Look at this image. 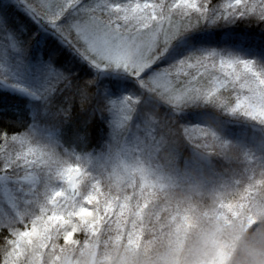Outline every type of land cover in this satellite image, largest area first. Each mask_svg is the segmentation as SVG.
Masks as SVG:
<instances>
[{
	"label": "snow or ice",
	"instance_id": "obj_1",
	"mask_svg": "<svg viewBox=\"0 0 264 264\" xmlns=\"http://www.w3.org/2000/svg\"><path fill=\"white\" fill-rule=\"evenodd\" d=\"M245 16L264 24V0H0V58L34 57L38 81L11 82L0 62V82L32 102L29 125L0 128V264H139V235L123 243L126 204L81 163L91 153L64 146L62 129L70 146L87 145L90 120L74 121L77 101L83 107L93 90L115 96L124 78L171 92L184 77L186 90L170 99L215 97L264 123V67L203 47L213 38L194 31ZM237 85L251 95L233 98ZM221 207L213 231L187 247L178 237L162 264H264V196Z\"/></svg>",
	"mask_w": 264,
	"mask_h": 264
},
{
	"label": "trees",
	"instance_id": "obj_2",
	"mask_svg": "<svg viewBox=\"0 0 264 264\" xmlns=\"http://www.w3.org/2000/svg\"><path fill=\"white\" fill-rule=\"evenodd\" d=\"M222 2L212 0L217 7ZM190 19L194 24L197 17L193 15ZM194 31L213 38L203 47L255 60L258 67H264V24L254 18L230 17L229 22L220 20L215 24L201 21ZM24 39L28 41L29 34ZM32 47L35 48V41ZM12 60L19 65L28 84L36 86L35 58L30 56L21 61L13 54ZM86 74L87 69L82 78ZM186 84L181 77L168 92L156 86L141 89L131 78H124L123 86L115 93L126 104V118L119 128L111 116L114 96L106 97L101 89L99 97L93 90L83 107L77 101L73 113L76 122L90 120L87 145L70 146L71 129H62L64 146L70 151L75 147L79 153L113 154L125 139L129 142L136 135L143 142L149 137L154 145V160L164 173L170 174L171 181L163 189L143 190L137 203L142 200L144 203L139 208L126 209V225L131 221L134 234L139 235V264H162L170 244L178 237V246L191 245L208 232L206 229L210 230L218 210L227 211L222 205H250L264 196V123L242 112L229 114L215 97L212 100L185 97L179 103L170 99L177 90L184 92ZM231 94L233 98L241 96L239 85ZM31 103L29 97L0 82V128L11 133L29 125ZM45 134L46 125L41 124L37 138L42 139ZM126 151L132 157L136 155ZM99 177L105 183L112 179L104 172Z\"/></svg>",
	"mask_w": 264,
	"mask_h": 264
},
{
	"label": "rangeland",
	"instance_id": "obj_3",
	"mask_svg": "<svg viewBox=\"0 0 264 264\" xmlns=\"http://www.w3.org/2000/svg\"><path fill=\"white\" fill-rule=\"evenodd\" d=\"M12 57L13 55H9L6 59L0 58V62L6 65L7 71L5 74L8 79L11 82L32 87L30 83L28 84L29 81H26L25 77L20 74V70L18 69L19 65L17 63H15V65L13 64L14 61ZM9 88L11 87L9 86ZM240 90L242 98L251 95L247 88H240ZM111 100L115 102L112 104L113 107L111 110L112 122L119 128L124 122L123 119L126 118L124 111L126 104L120 96H114ZM238 112L244 113L243 110H239ZM229 114L234 115L230 112ZM133 139L136 143L131 139L129 140L130 144L125 139L123 141V146L119 145L122 149L116 148L113 154L98 156L96 153L92 152L93 160L91 163L87 160L81 161L92 176L100 178L99 174L104 172L106 176L112 178L109 183L105 184L108 190L118 195L121 202L126 204V209L131 206L139 208L140 205L144 203V200L137 203V198H141L144 193L143 190L163 189L169 185L171 181L170 174L164 173L163 170L160 169V166L157 165V162H155L154 155L152 154L153 152L155 153V147L153 144H150L149 137L144 142L139 135H136ZM126 149L130 152H134L136 155L134 157L128 155ZM171 176L173 177V175ZM133 191L135 192L132 193ZM217 212L224 211L218 210ZM126 223L127 219L125 215L124 224L126 225ZM127 225L128 227L121 228V232L126 233L124 235V245H127L129 235L134 234L132 222L129 221ZM209 229L210 230L206 229V231H213L214 224H211Z\"/></svg>",
	"mask_w": 264,
	"mask_h": 264
},
{
	"label": "clouds",
	"instance_id": "obj_4",
	"mask_svg": "<svg viewBox=\"0 0 264 264\" xmlns=\"http://www.w3.org/2000/svg\"><path fill=\"white\" fill-rule=\"evenodd\" d=\"M241 264H243V262H241Z\"/></svg>",
	"mask_w": 264,
	"mask_h": 264
}]
</instances>
